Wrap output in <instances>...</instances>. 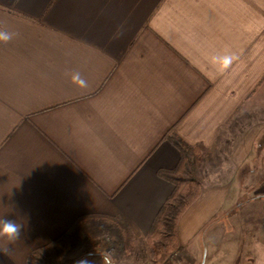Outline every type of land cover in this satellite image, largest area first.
I'll use <instances>...</instances> for the list:
<instances>
[{
    "label": "crops",
    "instance_id": "obj_1",
    "mask_svg": "<svg viewBox=\"0 0 264 264\" xmlns=\"http://www.w3.org/2000/svg\"><path fill=\"white\" fill-rule=\"evenodd\" d=\"M0 31V217L25 225L0 264H26L82 215L120 216L144 240L172 191L157 173L180 157L167 137L212 153L237 111L264 108V0H0ZM263 160L260 121L230 147L228 180L179 217L168 264H204L223 242L264 264V211L242 213L264 204Z\"/></svg>",
    "mask_w": 264,
    "mask_h": 264
},
{
    "label": "trees",
    "instance_id": "obj_2",
    "mask_svg": "<svg viewBox=\"0 0 264 264\" xmlns=\"http://www.w3.org/2000/svg\"><path fill=\"white\" fill-rule=\"evenodd\" d=\"M218 139L219 136L216 138L217 144ZM167 140L178 149L180 157L174 169H162L157 173L160 179L172 185V191L153 217L149 233L144 239L152 248L151 264H168L172 255L180 251L176 226L179 217L204 189L200 169L204 162L211 168L220 166V153L216 150L204 154L202 146L184 144L175 135L167 137ZM246 202L247 200L239 201V204ZM91 239H99L107 248L114 250L115 260L140 264L139 257L132 251V247L142 240L131 233L128 224L120 216L111 217L104 214L77 217L60 237L31 251L25 263L63 264L66 261H74L81 256L84 246Z\"/></svg>",
    "mask_w": 264,
    "mask_h": 264
},
{
    "label": "rangeland",
    "instance_id": "obj_3",
    "mask_svg": "<svg viewBox=\"0 0 264 264\" xmlns=\"http://www.w3.org/2000/svg\"><path fill=\"white\" fill-rule=\"evenodd\" d=\"M260 121H264V108H260V110H239L235 113V116L225 126H223V129L219 134V146L215 147L212 150V152L214 150L219 151L220 166L211 168L207 166V164L204 162L203 167H201L200 169V177L202 179L204 189L205 187L213 186V184L225 183L226 180H228L231 168L227 163V153L230 150V147L236 142V138L242 133V131L248 128V125L260 123ZM206 152L207 151L204 150L202 153L205 154ZM247 187H245V191L249 190ZM248 197L249 194H246L244 192V195H242L239 201H245ZM242 208L244 219L250 221V219L253 217L252 211L254 212L256 210L258 211V213H262L261 210L264 211V204L255 202L251 205L247 204ZM232 225H234V220H232L231 223L228 222L227 228H229V230L227 231V233L230 232L228 238L233 241L236 240V238H239V235H236L235 232H232L231 234V231H234L233 229H231ZM247 225L250 227L249 229L251 230V227L255 226L256 223L250 224L249 222ZM253 234L254 233L252 232H245V238L251 237ZM220 237L222 238L221 234H216L215 242H217V239H220ZM106 249L109 248L105 246L104 242L99 239H91L90 242L84 246V250L81 252V256L79 258L87 256L89 253H92V255L88 256V258L93 261V264H100L101 258L98 252H103ZM132 251L137 254V257H139L140 264H151L152 248L148 246V244H146L144 240H142L141 243L136 244V246L132 247ZM229 251L228 247L224 242L217 246L216 252H214V254H212L209 249H207V255L204 259V264H248L247 256L245 252H243V250L240 249L239 251H237V255H233ZM73 262L74 261L71 260L66 261L63 264H73ZM115 264L135 263L133 261L124 262L116 259Z\"/></svg>",
    "mask_w": 264,
    "mask_h": 264
},
{
    "label": "clouds",
    "instance_id": "obj_4",
    "mask_svg": "<svg viewBox=\"0 0 264 264\" xmlns=\"http://www.w3.org/2000/svg\"><path fill=\"white\" fill-rule=\"evenodd\" d=\"M12 39V34L7 31H0V42L7 43ZM213 62L220 65V70L227 69L233 62V57L225 55L222 57H213ZM72 82L78 84L80 87H84L86 82L80 77V75L74 74L72 76ZM25 235V225L18 223L16 219H10L8 216L0 217V239L6 241L3 247H0V254L9 255L11 253V245L20 241ZM100 255V264H115L114 250L106 249L103 252H98ZM75 259L73 264H93L88 256Z\"/></svg>",
    "mask_w": 264,
    "mask_h": 264
}]
</instances>
